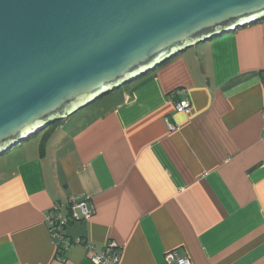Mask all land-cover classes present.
<instances>
[{
    "label": "crops",
    "instance_id": "0c3cea01",
    "mask_svg": "<svg viewBox=\"0 0 264 264\" xmlns=\"http://www.w3.org/2000/svg\"><path fill=\"white\" fill-rule=\"evenodd\" d=\"M191 47L0 156V264H95L78 238L117 264H264V19ZM76 195L59 247L47 215Z\"/></svg>",
    "mask_w": 264,
    "mask_h": 264
},
{
    "label": "water",
    "instance_id": "95a60500",
    "mask_svg": "<svg viewBox=\"0 0 264 264\" xmlns=\"http://www.w3.org/2000/svg\"><path fill=\"white\" fill-rule=\"evenodd\" d=\"M264 19V0H0V156L198 42Z\"/></svg>",
    "mask_w": 264,
    "mask_h": 264
},
{
    "label": "built area",
    "instance_id": "2783aa9c",
    "mask_svg": "<svg viewBox=\"0 0 264 264\" xmlns=\"http://www.w3.org/2000/svg\"><path fill=\"white\" fill-rule=\"evenodd\" d=\"M175 110L179 113H188L190 111V103L187 99H182L175 104ZM261 116L264 121V107L261 110ZM169 130H175L176 124L166 122ZM60 202H54L50 212L47 215V221L50 234L55 238L57 243L68 241L63 235V229L68 224L83 219H88L91 211L87 206L86 199L81 195L71 196L66 205V212H60ZM70 243L83 244L87 250L89 258L95 264H117L119 261L120 246L114 240H108L102 251L96 252L94 246L86 240L78 238L69 241ZM164 260L167 264H191V261L186 256H180L177 250H168L164 254Z\"/></svg>",
    "mask_w": 264,
    "mask_h": 264
},
{
    "label": "rangeland",
    "instance_id": "374dc122",
    "mask_svg": "<svg viewBox=\"0 0 264 264\" xmlns=\"http://www.w3.org/2000/svg\"><path fill=\"white\" fill-rule=\"evenodd\" d=\"M191 48H192V47H189V48H187V50H191ZM142 77H143V76H142ZM126 85H127V83H126ZM114 91H115V90H114ZM109 94H110V93H109ZM109 94H106V95L100 97V98L97 99L96 101H100V100H103V98H107L108 96H110ZM81 110H84V108L80 109V111H81ZM80 111H79V112H80ZM61 120H62V119L57 120L56 122H54V123L48 125L46 128H44L43 130L39 131L36 135H33V136H31L30 138L32 139V138H35V137H37V136L40 137V135H42V133H43L44 130L48 129L49 127H53L55 123H59ZM38 137H37V138H38ZM24 142H25V141H22V142H20V144H18V145L24 144ZM18 145H16V146H12L13 149H12L11 151H9V152H12V151H14V150H17Z\"/></svg>",
    "mask_w": 264,
    "mask_h": 264
},
{
    "label": "bare ground",
    "instance_id": "6f19581e",
    "mask_svg": "<svg viewBox=\"0 0 264 264\" xmlns=\"http://www.w3.org/2000/svg\"><path fill=\"white\" fill-rule=\"evenodd\" d=\"M30 138V137H29Z\"/></svg>",
    "mask_w": 264,
    "mask_h": 264
}]
</instances>
